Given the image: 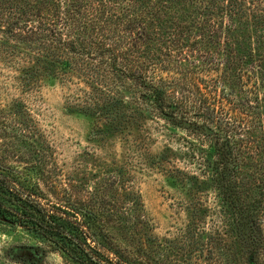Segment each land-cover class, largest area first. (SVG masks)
<instances>
[{
    "label": "trees",
    "instance_id": "obj_1",
    "mask_svg": "<svg viewBox=\"0 0 264 264\" xmlns=\"http://www.w3.org/2000/svg\"><path fill=\"white\" fill-rule=\"evenodd\" d=\"M44 79L71 110L113 124L128 156L178 192L182 231H228L216 263L264 264V0H0V90L21 99ZM18 100L0 106V131L37 161L23 172L0 162V220L70 264H150L112 243L98 212L48 203L32 176H46L51 147ZM151 133L173 145L148 153Z\"/></svg>",
    "mask_w": 264,
    "mask_h": 264
},
{
    "label": "rangeland",
    "instance_id": "obj_2",
    "mask_svg": "<svg viewBox=\"0 0 264 264\" xmlns=\"http://www.w3.org/2000/svg\"><path fill=\"white\" fill-rule=\"evenodd\" d=\"M41 86L38 93L20 99L21 94L14 96L17 93L10 89L9 83L3 84L0 106L8 104L11 97L19 98L37 121L35 128L44 136L45 145L51 147L41 150L51 161V166L42 168V175L56 181L57 188L50 186L46 176H32L48 203L67 210L71 204L78 208L82 204L98 212L99 226L112 243L134 259L137 255L150 264H218L219 249L229 248L228 231L226 236L219 235L220 231H182L189 220L179 204L178 192L152 173L147 163L139 166L134 157L128 156L122 134L111 128L113 124L105 125L71 110L66 103L68 92L57 81L44 79ZM7 93L13 96L6 97ZM19 109L15 105V111ZM5 117V125L11 127L14 117L11 114ZM36 129L32 128L38 133ZM20 133L21 129L17 134ZM27 138L31 143L38 140L30 135ZM168 145L173 144L163 135L151 133L147 151L158 155ZM40 146L35 144L37 148ZM30 149L20 137L0 131V162L23 172L24 167L30 166L27 161H37V155ZM129 159L131 163L127 162ZM71 213L76 221L83 219L81 214ZM226 256L223 264H232L231 256ZM0 264L70 262L48 242L0 220Z\"/></svg>",
    "mask_w": 264,
    "mask_h": 264
}]
</instances>
